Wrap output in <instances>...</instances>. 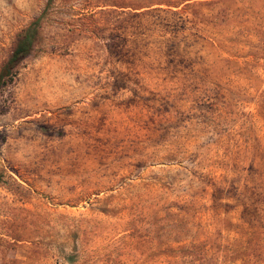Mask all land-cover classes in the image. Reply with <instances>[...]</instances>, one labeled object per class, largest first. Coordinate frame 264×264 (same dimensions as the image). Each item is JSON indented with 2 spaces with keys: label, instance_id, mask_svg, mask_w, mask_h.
Masks as SVG:
<instances>
[{
  "label": "rangeland",
  "instance_id": "obj_1",
  "mask_svg": "<svg viewBox=\"0 0 264 264\" xmlns=\"http://www.w3.org/2000/svg\"><path fill=\"white\" fill-rule=\"evenodd\" d=\"M46 3L0 0V67ZM48 13L0 93V264H264V0Z\"/></svg>",
  "mask_w": 264,
  "mask_h": 264
},
{
  "label": "trees",
  "instance_id": "obj_2",
  "mask_svg": "<svg viewBox=\"0 0 264 264\" xmlns=\"http://www.w3.org/2000/svg\"><path fill=\"white\" fill-rule=\"evenodd\" d=\"M52 2L53 0H47L42 12L18 34L10 56L0 67V93L13 84L20 67L35 53L40 42V30L43 24L48 22V9Z\"/></svg>",
  "mask_w": 264,
  "mask_h": 264
}]
</instances>
